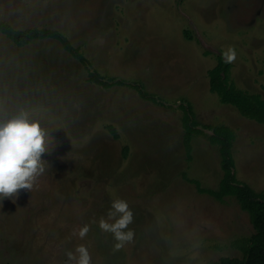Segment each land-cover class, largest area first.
<instances>
[{"label": "rangeland", "instance_id": "1", "mask_svg": "<svg viewBox=\"0 0 264 264\" xmlns=\"http://www.w3.org/2000/svg\"><path fill=\"white\" fill-rule=\"evenodd\" d=\"M1 21L62 32L92 71L124 85L90 81L56 39L20 47L0 33V104L28 106L59 128L33 190L0 202V264H69L66 253L80 245L91 264L242 257L236 242L255 233L248 212L184 175L219 187L221 155L209 136L223 124L236 134L238 179L264 192V124L223 103L209 77L218 54L234 50L231 82L264 98V0H0ZM181 104L205 131L191 157ZM118 199L133 212L134 239L115 250L98 222ZM84 225L81 239L74 233Z\"/></svg>", "mask_w": 264, "mask_h": 264}, {"label": "trees", "instance_id": "2", "mask_svg": "<svg viewBox=\"0 0 264 264\" xmlns=\"http://www.w3.org/2000/svg\"><path fill=\"white\" fill-rule=\"evenodd\" d=\"M0 33L8 37L17 46H26L37 39L53 38L58 40L64 49L73 57L82 62L89 70V80L103 87L109 88L115 84L124 85V82L117 80L108 81L97 71H92L88 66V61L78 47H75L69 38L62 32L49 28H26L17 29L10 23L0 22ZM218 63L209 70L210 89L218 94L220 100L225 104H230L249 119L264 124V98L259 93H251L238 88L231 82L229 72L231 62H225L224 53L217 56ZM130 85V84H129ZM142 97L156 101V98L149 96L139 86H134ZM184 126V144L186 152L191 157L192 139L195 135L205 134L199 127L195 115L190 106L181 104ZM111 131L116 136L115 130L110 126ZM209 136L211 143L218 145L223 168V177L217 189L203 188L196 179L185 178L194 183L199 192L208 193L223 200L232 196L237 199L241 208L248 212L255 233L249 238H242L236 245L242 251V257H222L219 260L210 261L208 264H264V192H257L249 184L240 181L236 173V163L233 154V145L236 139L234 130L227 125H217L212 127ZM127 154V149L125 151Z\"/></svg>", "mask_w": 264, "mask_h": 264}, {"label": "clouds", "instance_id": "3", "mask_svg": "<svg viewBox=\"0 0 264 264\" xmlns=\"http://www.w3.org/2000/svg\"><path fill=\"white\" fill-rule=\"evenodd\" d=\"M224 56L225 62L236 59L234 50ZM56 129L59 128L46 126L43 116L35 109L17 105L9 112L0 104V202L15 199L20 190H33L37 179L46 172L48 161L44 157L54 150ZM132 222L133 212L127 201L118 199L112 202L107 219L101 218L98 226L112 234L113 247L119 250L134 239V232L128 227ZM88 232L89 226L84 225L74 235L83 239ZM66 255L69 264H91L89 250L84 245Z\"/></svg>", "mask_w": 264, "mask_h": 264}]
</instances>
